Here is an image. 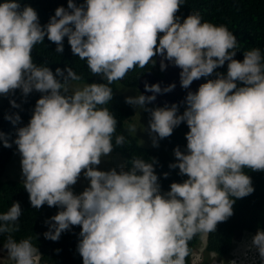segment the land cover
Returning <instances> with one entry per match:
<instances>
[{"label":"clouds","instance_id":"clouds-1","mask_svg":"<svg viewBox=\"0 0 264 264\" xmlns=\"http://www.w3.org/2000/svg\"><path fill=\"white\" fill-rule=\"evenodd\" d=\"M181 5L183 0H85L77 6L68 0L67 9L57 7L41 26L31 6L21 8L19 0L0 3V95L17 89L24 96L33 90L43 94L13 141L21 156L24 189L33 208L47 204L61 209L45 221L49 226L45 239L58 241L72 226L81 227L77 250L83 264H186L188 242L198 233L215 232L218 223L234 214L233 198L254 192L244 169L264 171L261 51L253 48L245 51L243 61L234 59L238 42L233 32L203 21L199 12L180 22L176 14ZM45 36L60 54L67 37L73 55L107 83L73 89L70 82L81 77L71 68L57 67L54 73L34 63L32 50ZM157 55L163 58L161 71L167 67L165 60L181 69L184 89L227 62L226 75L217 73L216 79L187 93L182 115H177L175 104L145 108L156 94L173 91L174 83L162 89L158 83L145 82V91L153 95L125 98V103L150 112L153 147L182 122L189 128L187 154L177 146L178 163L169 165L187 179L171 183L163 194L155 158L150 163L134 158L127 171L97 169L102 157L113 151L118 123L103 107L113 98L109 85L136 67L155 64ZM10 104L20 107L14 100ZM5 118L13 124L20 120L18 114ZM128 131L136 133L137 128L129 125ZM0 140L4 147L12 146L2 132ZM124 143L123 135L115 136V146ZM82 172L90 185L76 195L71 186ZM21 215L19 202L0 214V235L9 234L0 250H6L15 264H36L41 254L32 238L16 241L11 235L19 230ZM249 248L264 264V230H257Z\"/></svg>","mask_w":264,"mask_h":264},{"label":"trees","instance_id":"trees-1","mask_svg":"<svg viewBox=\"0 0 264 264\" xmlns=\"http://www.w3.org/2000/svg\"><path fill=\"white\" fill-rule=\"evenodd\" d=\"M4 0H0L3 3ZM77 6L85 3V0H74ZM21 8L25 5L34 8L38 14L41 26L49 22L50 17L54 16L57 7L67 9L68 0H19ZM70 11V10H69ZM199 12L202 20L213 23L214 25H225L233 32L237 39L236 56L234 59L243 61L245 51L253 48H259L261 56L264 58V0H183L179 12L176 14L181 18L180 22L188 15ZM159 35H162L159 34ZM64 51L62 54L55 52L56 45L50 42L47 37L43 43L34 46L32 57L37 65L48 66L54 73L57 67L65 69L71 68L81 77L79 82L87 83H107L99 76L92 75L85 60L79 59L73 55L67 37L63 41ZM150 62L145 68L136 67L129 71L127 75L118 82L124 86L136 87L138 79L147 71L155 75L162 76V71L156 63ZM264 62V59H262ZM217 73L226 75L227 62L223 67H219L207 77H201V83H206L210 79H216ZM238 87L243 86L237 82ZM109 87L113 90L112 100L103 107H107L117 119V129L113 136V152L119 153L124 160L125 170L131 168L132 159H143L151 162L153 158L157 161L154 164L155 173L158 176L161 193L170 191V185L173 182L183 183L187 176L179 174L178 168H170V164L178 163L177 159L171 157L174 149L179 146L181 152L187 154L186 133L189 131L186 122H182L175 127L171 136L158 139L159 146L155 148L143 147L132 132L128 131L126 121L132 115V109L125 103L122 95L115 94L116 81ZM43 94L33 90L27 96H24L21 90L17 89L8 96L0 95V132L5 134V139L12 144L10 148L3 146V140H0V214L7 212L13 202H19L22 215L17 222L19 230L11 233L16 241L32 238V243L38 248L41 255H37L36 264H83L77 245L80 239V226H72L69 230L63 232L58 241L45 239L44 233L49 230L45 223L50 217L56 215L61 209L47 204L39 209L33 208L29 201V194L24 189V184L15 179H3L5 166L11 159L17 146L13 141L16 138V130L19 127L27 126L29 123L36 101ZM14 100L20 107L14 108L10 101ZM173 105V104H172ZM172 105H155L147 103L145 108L154 109L157 107H171ZM177 115H182L187 105L178 103ZM20 116V120L13 124L6 119V116ZM144 117L149 124L151 114L149 111H143ZM123 135L125 143L122 147L115 146V136ZM245 174L252 180L254 192L247 197L235 199L233 205V215L225 222L217 224L215 232L209 234H196L189 242V255L186 258V264H192L193 254H203L205 264L208 263L211 254H214L211 261L213 264L219 262L228 263L227 257L234 246V240L238 234H254L258 229L264 230V171H252L244 169ZM167 173L165 178L164 174ZM74 194L79 195L72 186ZM9 234L0 235V248L7 240ZM206 237V242H205ZM203 243V249L198 250V246ZM60 251L57 252L56 250ZM207 261V263H206Z\"/></svg>","mask_w":264,"mask_h":264},{"label":"rangeland","instance_id":"rangeland-1","mask_svg":"<svg viewBox=\"0 0 264 264\" xmlns=\"http://www.w3.org/2000/svg\"><path fill=\"white\" fill-rule=\"evenodd\" d=\"M72 88L76 87H83L86 83L85 82H76L71 81ZM115 94L122 95L124 97L127 96H138L140 93L137 89V87H129L124 86L120 84L118 81H116V87H115ZM132 109V115L129 117V119L126 121V126L129 127V125H135L137 128L136 133H132L135 135L138 139V142L141 146L147 147V148H155L152 145V138L149 134V124L147 123L144 114L143 109H140L139 107L134 108L131 106ZM155 135V134H153ZM159 146V142H158ZM171 157L175 160L176 157L174 153H171ZM21 156L16 149L5 166V170L3 173V179H15L23 183V177H22V170H21ZM121 167L125 170V164L124 160L120 156L119 153L111 152L109 156L102 157L101 163L97 166L98 170L101 171H108L113 168H115L118 172L120 171ZM90 181L85 178L83 175V172L81 173L80 177L77 180V183L72 186V188L77 191L79 194L82 193L87 187H89ZM251 233L246 234H238L234 240V246L230 252V256L227 257L228 263L219 262V264H229L230 261L236 260V264H261L259 263L255 257L253 256V253L255 249H250L249 244L251 242V238L255 235ZM206 242V237H205ZM2 249V248H0ZM203 249V243L198 246V250ZM214 254H211V257L207 264H213L214 261H211V258ZM249 255V256H247ZM38 257H36L37 260ZM251 261V262H250ZM256 261V262H255ZM247 262V263H246ZM0 264H15L14 261H11L8 259V255L6 250H0ZM192 264H205L203 254H193L192 255Z\"/></svg>","mask_w":264,"mask_h":264},{"label":"water","instance_id":"water-1","mask_svg":"<svg viewBox=\"0 0 264 264\" xmlns=\"http://www.w3.org/2000/svg\"><path fill=\"white\" fill-rule=\"evenodd\" d=\"M163 58L159 55L156 56V63L160 67V61ZM167 67L165 70L162 71V76L155 75L151 71L145 72L143 75H141L138 79L137 83V89L140 94H144L146 96L153 95L151 92H146L144 88L145 82H147L149 85L151 84H160L161 88L168 86L169 84H175L176 87L173 91L168 93H160L156 94V99L153 102H150V104L155 105H172V104H178V103H185L186 95L189 91L196 92L198 91L199 86L201 83V78L198 80H194L193 83L190 85L188 89H184L180 85V71L181 69L174 66L171 62H168L167 60L164 61Z\"/></svg>","mask_w":264,"mask_h":264},{"label":"bare ground","instance_id":"bare-ground-1","mask_svg":"<svg viewBox=\"0 0 264 264\" xmlns=\"http://www.w3.org/2000/svg\"><path fill=\"white\" fill-rule=\"evenodd\" d=\"M236 261V260H235ZM251 262V261H250ZM256 262V261H255ZM247 263V262H246ZM249 264V263H248Z\"/></svg>","mask_w":264,"mask_h":264}]
</instances>
